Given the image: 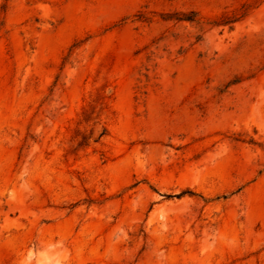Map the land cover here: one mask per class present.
I'll use <instances>...</instances> for the list:
<instances>
[{"label":"rangeland","instance_id":"obj_1","mask_svg":"<svg viewBox=\"0 0 264 264\" xmlns=\"http://www.w3.org/2000/svg\"><path fill=\"white\" fill-rule=\"evenodd\" d=\"M0 264H264V0H0Z\"/></svg>","mask_w":264,"mask_h":264},{"label":"trees","instance_id":"obj_2","mask_svg":"<svg viewBox=\"0 0 264 264\" xmlns=\"http://www.w3.org/2000/svg\"><path fill=\"white\" fill-rule=\"evenodd\" d=\"M246 10H247V8L244 9V11L242 12V14H241L239 17H233V18H229V19H225V20H223V21H222V24H229V23L235 22V21H237L238 19L244 17L245 14H246Z\"/></svg>","mask_w":264,"mask_h":264}]
</instances>
